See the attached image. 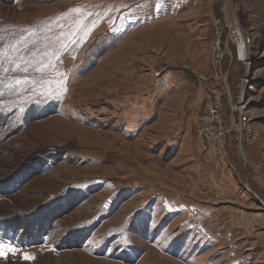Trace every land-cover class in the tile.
<instances>
[{"label": "rangeland", "instance_id": "1", "mask_svg": "<svg viewBox=\"0 0 264 264\" xmlns=\"http://www.w3.org/2000/svg\"><path fill=\"white\" fill-rule=\"evenodd\" d=\"M188 1L0 0V264H264V0Z\"/></svg>", "mask_w": 264, "mask_h": 264}, {"label": "snow or ice", "instance_id": "2", "mask_svg": "<svg viewBox=\"0 0 264 264\" xmlns=\"http://www.w3.org/2000/svg\"><path fill=\"white\" fill-rule=\"evenodd\" d=\"M72 11L75 12H80V9H74ZM91 15V14H89ZM63 35V39L61 40V49H68L70 47L73 46H81L82 44L86 43L87 40L90 38L91 32L89 30V27L87 24L82 25L78 30H72L69 31L66 34H62ZM0 55H4L6 56V53H0ZM43 55L45 57H48V59L45 60H41L38 61V67L36 68V71L41 73V78L43 80V75L45 73L46 70H51L53 68L56 67V63L55 62H59L60 60V52H54L51 56H49V54L47 52L43 53ZM22 59V57H21ZM55 60V62H54ZM26 63H31L30 61L26 62ZM24 72H27V67H25ZM62 75V74H61ZM16 84L19 85L21 83H28L29 81L27 79L25 80H20L17 79ZM46 83H48L49 81H44ZM58 84L61 83L60 80L56 81ZM2 255V254H0ZM27 258V257H26Z\"/></svg>", "mask_w": 264, "mask_h": 264}, {"label": "built area", "instance_id": "3", "mask_svg": "<svg viewBox=\"0 0 264 264\" xmlns=\"http://www.w3.org/2000/svg\"><path fill=\"white\" fill-rule=\"evenodd\" d=\"M228 1H230V3H232L234 0H228ZM227 26H228L229 30L231 31L230 23H228ZM232 33L233 34L231 35L232 36L231 39L234 41L236 49H237V60L242 62V63H245L247 61V52H248V46H247V42H246L245 36L243 38H241V36L239 35V37L237 38V36H236L237 33L236 32H232ZM242 43H244L245 45L243 46ZM218 50H219V52H223V51L224 52L225 51L228 52L229 51L228 50V43L227 42L226 43L224 42L223 44L221 43V45L219 46Z\"/></svg>", "mask_w": 264, "mask_h": 264}, {"label": "crops", "instance_id": "4", "mask_svg": "<svg viewBox=\"0 0 264 264\" xmlns=\"http://www.w3.org/2000/svg\"><path fill=\"white\" fill-rule=\"evenodd\" d=\"M186 1H188V0H181V2L180 3H178V2H174L173 0H171V2H167V3H164L165 5H174V3H175V5L176 6H178V8H180V5H181V7H184L185 6V4H187V2ZM188 3H192L193 4V1L192 0H189L188 1ZM197 3V2H196ZM187 6H190L189 4H187Z\"/></svg>", "mask_w": 264, "mask_h": 264}, {"label": "bare ground", "instance_id": "5", "mask_svg": "<svg viewBox=\"0 0 264 264\" xmlns=\"http://www.w3.org/2000/svg\"><path fill=\"white\" fill-rule=\"evenodd\" d=\"M239 16H240V15H239ZM235 22H236V23H234V24H238L236 20H235ZM230 25H231V24H230ZM238 25H239V24H238ZM241 29H242V28L240 27V30H241ZM234 31H236L235 28H234ZM236 33H237V31H236ZM236 36H237V35H236ZM240 36H241V38L244 37L243 31L240 32ZM242 45H244V43H242ZM240 126L242 127L243 125L240 124Z\"/></svg>", "mask_w": 264, "mask_h": 264}]
</instances>
